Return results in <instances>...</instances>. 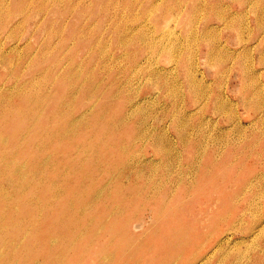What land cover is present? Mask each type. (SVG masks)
I'll return each instance as SVG.
<instances>
[{
  "label": "rangeland",
  "instance_id": "obj_1",
  "mask_svg": "<svg viewBox=\"0 0 264 264\" xmlns=\"http://www.w3.org/2000/svg\"><path fill=\"white\" fill-rule=\"evenodd\" d=\"M29 95L37 122L67 95L81 123L119 103L104 150L131 157L92 171V205L80 172L8 226L0 264H264V0H0V100Z\"/></svg>",
  "mask_w": 264,
  "mask_h": 264
},
{
  "label": "bare ground",
  "instance_id": "obj_2",
  "mask_svg": "<svg viewBox=\"0 0 264 264\" xmlns=\"http://www.w3.org/2000/svg\"><path fill=\"white\" fill-rule=\"evenodd\" d=\"M39 97L24 105L26 100L32 98L25 96L21 106L12 103L2 106L0 100V203L12 206L13 201L12 208H16L14 212L12 208L0 211V234H4L8 226L18 232L21 227L31 226L35 222L34 215L41 213V210L47 214L58 195L63 193V187L70 184L69 179L80 172V177L85 181L79 182L81 187L75 193L77 202L74 205L83 202L92 205L104 192L105 185L100 192L93 190L94 186L89 190L88 186L95 185L94 182L88 184L96 178L92 171L121 170L117 168L119 164L125 168L129 163L127 159L131 157L129 154L126 158L128 152L124 149L104 150L106 145L111 147V142L117 144L122 135L119 124L124 117L119 111V103H114L118 106V112L111 108V101L100 104L95 113L90 112L91 117L87 122L81 123L88 111L79 119L76 116L70 118L75 109L69 107L72 99L67 95L66 99L55 101L49 113L37 122L36 111L39 112L42 103ZM36 131L42 134L39 141ZM108 136L110 138L106 141ZM78 137L80 142L74 140ZM66 141L73 145L70 151L59 146ZM65 159L70 161L69 165L65 164ZM87 160H91L89 167L79 165ZM19 213L23 216L19 217Z\"/></svg>",
  "mask_w": 264,
  "mask_h": 264
}]
</instances>
